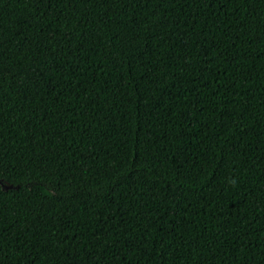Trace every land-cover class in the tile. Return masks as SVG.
I'll use <instances>...</instances> for the list:
<instances>
[{
	"label": "trees",
	"instance_id": "trees-1",
	"mask_svg": "<svg viewBox=\"0 0 264 264\" xmlns=\"http://www.w3.org/2000/svg\"><path fill=\"white\" fill-rule=\"evenodd\" d=\"M0 264H264V0H0Z\"/></svg>",
	"mask_w": 264,
	"mask_h": 264
},
{
	"label": "rangeland",
	"instance_id": "rangeland-1",
	"mask_svg": "<svg viewBox=\"0 0 264 264\" xmlns=\"http://www.w3.org/2000/svg\"><path fill=\"white\" fill-rule=\"evenodd\" d=\"M0 184L2 185V187H3L4 189H9V188H10V186H8V185H6V184H4V183H2V182H0Z\"/></svg>",
	"mask_w": 264,
	"mask_h": 264
}]
</instances>
